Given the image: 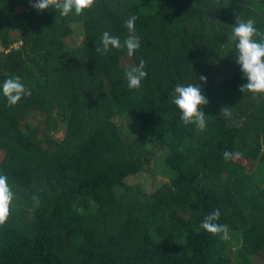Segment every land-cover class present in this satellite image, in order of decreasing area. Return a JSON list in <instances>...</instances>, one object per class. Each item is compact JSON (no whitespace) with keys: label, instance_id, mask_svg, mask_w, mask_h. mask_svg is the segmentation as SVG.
I'll return each mask as SVG.
<instances>
[{"label":"trees","instance_id":"trees-1","mask_svg":"<svg viewBox=\"0 0 264 264\" xmlns=\"http://www.w3.org/2000/svg\"><path fill=\"white\" fill-rule=\"evenodd\" d=\"M132 15L135 54L97 53ZM237 16L264 32V0H95L66 17L0 0V84L19 76L32 92L13 107L0 92V172L17 197L0 264H264V96L239 91ZM140 59L147 76L129 89ZM196 83L203 131L170 98ZM152 163L167 182L128 186ZM215 209L229 239L200 227Z\"/></svg>","mask_w":264,"mask_h":264},{"label":"clouds","instance_id":"clouds-1","mask_svg":"<svg viewBox=\"0 0 264 264\" xmlns=\"http://www.w3.org/2000/svg\"><path fill=\"white\" fill-rule=\"evenodd\" d=\"M29 2L38 11L53 8L61 16L66 17L73 12L75 15H81L86 9H90L94 5L95 0H29ZM137 19L136 15H132L125 21L129 35L123 42L118 36H113L106 31L100 40L102 47H95V51L101 55H106L113 48L126 49L127 55L133 56L141 46L139 38L132 34L135 31ZM254 37H259V40L254 39ZM229 39L235 42V60L247 80L246 83L240 85L239 91L264 96V32L255 27L253 19L249 18L245 21L237 16ZM145 66V60L140 59L137 65L125 70L124 76L129 89H137L141 86V81L147 76ZM199 79L203 83L207 82L205 76H200ZM0 92L6 98L8 107H13L23 97L32 95L31 90L26 88L19 76L4 80L0 84ZM170 98L171 102L179 109L180 119L185 125H195L200 131L206 128V115L201 109L209 101L202 94L200 84L176 85ZM220 115L228 118L232 113L225 106L221 109ZM231 155L230 152L225 151L224 159H230ZM237 155L240 154L237 153ZM16 198V192L10 185L8 176L0 172V225L5 224L9 219ZM32 200L38 205L39 201L35 196L32 197ZM219 218L220 211L215 209L204 217L200 227L213 235H220L222 239H229L228 225L217 223Z\"/></svg>","mask_w":264,"mask_h":264},{"label":"rangeland","instance_id":"rangeland-1","mask_svg":"<svg viewBox=\"0 0 264 264\" xmlns=\"http://www.w3.org/2000/svg\"><path fill=\"white\" fill-rule=\"evenodd\" d=\"M34 121L38 123L40 121V118L35 117ZM63 135H64V131H60L56 135V138L60 139L63 137ZM155 153L157 152L155 151ZM158 157L159 155H156V158ZM3 158H4V154L0 151V162L3 160ZM260 169L261 170L264 169V165L261 166ZM162 172H163L162 168H160L159 171H154V163H152L151 171L139 172L138 174L129 177L126 182L128 186H137L140 189H143L147 193H152L156 191L165 182H167V178L164 175H162Z\"/></svg>","mask_w":264,"mask_h":264}]
</instances>
